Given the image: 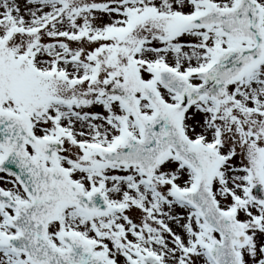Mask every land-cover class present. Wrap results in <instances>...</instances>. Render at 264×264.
Wrapping results in <instances>:
<instances>
[{"label":"snow or ice","instance_id":"6c2138e0","mask_svg":"<svg viewBox=\"0 0 264 264\" xmlns=\"http://www.w3.org/2000/svg\"><path fill=\"white\" fill-rule=\"evenodd\" d=\"M0 264H264V0H0Z\"/></svg>","mask_w":264,"mask_h":264}]
</instances>
